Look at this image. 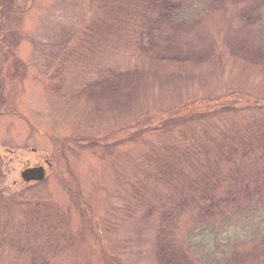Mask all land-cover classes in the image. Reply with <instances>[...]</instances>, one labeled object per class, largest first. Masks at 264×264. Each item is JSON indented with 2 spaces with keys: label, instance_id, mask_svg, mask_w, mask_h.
<instances>
[{
  "label": "rangeland",
  "instance_id": "rangeland-1",
  "mask_svg": "<svg viewBox=\"0 0 264 264\" xmlns=\"http://www.w3.org/2000/svg\"><path fill=\"white\" fill-rule=\"evenodd\" d=\"M237 2L225 0L228 9L219 11L215 0H186L179 15L198 32L212 34L223 49L222 71L213 70L218 66L213 64L152 62L150 54L140 49L137 26H121L113 39L107 38L112 23L102 9H96V0H15V11L0 18L6 35L3 39L0 31L5 57V61L0 57V81H6L2 86L7 90L14 84L10 92L0 93V225L20 229L31 207L55 204L63 223L61 234L72 235L69 243L75 247L51 264H159L154 251L159 218L144 221L134 198L140 196L137 191L143 195L144 185L153 186L152 180L144 183L149 165L142 162L152 155V148L179 135L177 128L172 134L160 131L166 129L167 120L184 112L211 113L232 105L238 113L210 116L206 122L214 120L223 128L233 121L264 119L263 73L222 45L229 27L233 33L240 29L243 3ZM261 7L260 18L245 34L252 30L256 36L257 31L264 34V2ZM197 35L203 36L192 32L184 38L193 42ZM6 37L9 42L2 46ZM148 41L147 37L144 44ZM110 68H143L155 76H142L136 86L140 88L111 104L81 94ZM189 75L199 80L179 79ZM92 140L113 145V150L92 148ZM41 166L46 179L25 184L21 174ZM253 209L221 230L215 227L195 235H190V221L180 219L168 235L196 264H211L235 249H248L249 240L264 236V204ZM2 238L0 264H30L28 255H18L0 234V242ZM241 242L245 245L235 247Z\"/></svg>",
  "mask_w": 264,
  "mask_h": 264
},
{
  "label": "trees",
  "instance_id": "trees-1",
  "mask_svg": "<svg viewBox=\"0 0 264 264\" xmlns=\"http://www.w3.org/2000/svg\"><path fill=\"white\" fill-rule=\"evenodd\" d=\"M185 1L96 0V9H102L107 20L112 23V27L106 29L107 32L109 30L107 38L110 36L113 39L121 26H137L140 30V49L150 54L154 63H191L194 67L213 64L218 65L213 70L220 68L223 71V49L212 34L198 32L196 25H191L185 19L179 20ZM215 1L219 11L228 9L225 0ZM263 2L238 0L237 3H243L238 15L240 29L233 33L229 27L230 32L223 38L222 45L232 56L258 67L264 77V34L257 31L259 33L256 36L253 30L245 34L255 19L260 18ZM191 31L202 33L203 36L197 35V40L190 42L184 36ZM147 37L149 45L144 44ZM0 57L5 58L2 54ZM81 67L85 69L84 65ZM142 69H106L100 76L101 80L95 84L92 82L91 89L83 90L81 94L85 93L86 97L97 103L103 100L108 104L114 103L117 100H112L140 88L136 86L141 84L142 76L148 79L155 76V73ZM65 71L66 68H63L62 72ZM179 79L199 80L195 75ZM2 84L0 81V89L4 88ZM237 110L232 105L211 113L184 112L180 116L173 115L167 120L173 125L172 128H167L166 123V129L160 131L172 134L177 128V139L156 148L157 151L152 148V155L142 162L144 166L149 165V173L144 174V183L152 180L153 186L149 188L144 185L142 196L141 191L135 188L140 196L134 198V205L144 221L151 223L159 218L158 235L154 239L156 262L159 264H196L178 246L176 239L171 240L168 235V231L175 232L174 226L178 220H189L192 227L190 235H195L215 227L221 230L233 220H240V216L254 213V206L264 204V119L233 121L223 128L214 120L206 122L210 121V116L235 114ZM199 124L201 126L198 128ZM89 145L111 150L114 147L93 140ZM29 212L21 220L20 229L18 226L13 228L14 224L0 225V234L4 238L6 236L12 245L11 250H17L20 256L28 255L30 264H51L50 260L64 256L70 252L67 249H74L75 244L69 243L73 236L61 234L63 223L58 220L60 211L55 204L47 206L37 203ZM249 241L252 246L248 249H235L229 256L211 264H264V236ZM4 242L5 239L0 243ZM244 242L235 247L244 246ZM28 244L32 246L26 249ZM110 261L113 263L115 260Z\"/></svg>",
  "mask_w": 264,
  "mask_h": 264
},
{
  "label": "flooded vegetation",
  "instance_id": "flooded-vegetation-1",
  "mask_svg": "<svg viewBox=\"0 0 264 264\" xmlns=\"http://www.w3.org/2000/svg\"><path fill=\"white\" fill-rule=\"evenodd\" d=\"M14 3H15V0H0V18L3 16V14H5V16H4V18L6 17V15H10V10L12 9V10H14L15 11V8H14ZM9 11V12H8ZM1 22L2 21H0V31H1V33H3V39L5 38V32H4V30H3V27L4 26H1ZM5 28H8V27H5ZM7 33H9L10 34V36H8V37H10V39L12 40V38H13V36H12V33H10L9 32V28H8V30H5ZM12 36V37H11ZM6 41H3L2 42V46H5V44H7V42H9L8 40H7V37H6V39H5ZM0 54H1V51H0ZM3 59V61H5V58H2ZM4 76H9L8 74H5ZM12 76V75H11ZM11 76H9V77H11ZM7 80H8V77L6 78ZM12 80V79H11ZM14 80H16V78L14 77ZM3 84H6V81H1ZM8 82V81H7ZM10 85H14V84H9V87H10ZM10 90H12V88L10 87ZM10 90H9V88H8V90L4 87V88H2V89H0V93L3 91V92H10Z\"/></svg>",
  "mask_w": 264,
  "mask_h": 264
},
{
  "label": "water",
  "instance_id": "water-1",
  "mask_svg": "<svg viewBox=\"0 0 264 264\" xmlns=\"http://www.w3.org/2000/svg\"><path fill=\"white\" fill-rule=\"evenodd\" d=\"M46 178L45 171L43 168L29 169L22 173V179L26 183L30 182H42Z\"/></svg>",
  "mask_w": 264,
  "mask_h": 264
}]
</instances>
